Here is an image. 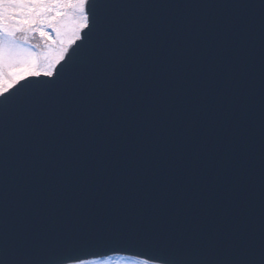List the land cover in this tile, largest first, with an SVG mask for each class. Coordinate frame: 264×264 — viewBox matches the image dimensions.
<instances>
[{"label":"snow or ice","instance_id":"6c2138e0","mask_svg":"<svg viewBox=\"0 0 264 264\" xmlns=\"http://www.w3.org/2000/svg\"><path fill=\"white\" fill-rule=\"evenodd\" d=\"M182 6L213 10L0 0V264H264L237 123L257 5Z\"/></svg>","mask_w":264,"mask_h":264},{"label":"water","instance_id":"95a60500","mask_svg":"<svg viewBox=\"0 0 264 264\" xmlns=\"http://www.w3.org/2000/svg\"><path fill=\"white\" fill-rule=\"evenodd\" d=\"M161 5L156 11L164 15H180L190 11L210 12L211 8L190 9L182 5L193 0H157ZM201 3H214L215 0H200ZM257 5L253 29L246 38L244 48V71L246 80L243 96L239 103L243 109L239 112L237 123L243 134V151L246 157V187L251 219L259 230L261 211L264 209V33L259 18V0H252ZM164 5H167L165 7ZM180 5V6H175ZM62 115L70 116V110ZM231 131V130H230ZM230 145L225 142V147ZM97 167L106 163L103 156L97 155L94 161ZM177 183H183V177L177 175Z\"/></svg>","mask_w":264,"mask_h":264}]
</instances>
